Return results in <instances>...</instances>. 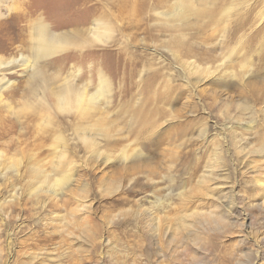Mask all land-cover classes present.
Listing matches in <instances>:
<instances>
[{"label":"rangeland","instance_id":"obj_1","mask_svg":"<svg viewBox=\"0 0 264 264\" xmlns=\"http://www.w3.org/2000/svg\"><path fill=\"white\" fill-rule=\"evenodd\" d=\"M2 12L0 55H28L29 17L92 28L93 46L49 62L78 70L80 85L101 68L109 88L87 115L55 110L53 125L19 131L28 76L6 75L0 264H264V60L250 55L242 76L247 54L227 49L236 17L237 35L264 36V0H18ZM17 86L20 104L7 96ZM54 127L69 147L57 169L71 176L55 190Z\"/></svg>","mask_w":264,"mask_h":264},{"label":"bare ground","instance_id":"obj_2","mask_svg":"<svg viewBox=\"0 0 264 264\" xmlns=\"http://www.w3.org/2000/svg\"><path fill=\"white\" fill-rule=\"evenodd\" d=\"M17 4L18 0H0V18L5 15L4 12H2V8L9 12L12 10H16ZM26 21V24L23 25L22 34L19 35L21 36V40L19 41V48L20 50L26 49L28 55H24L22 53H18L19 55L16 56L14 54L5 55L6 52L3 55H0V96L2 91L8 89L12 83V81H9L6 75L14 71L21 70L28 76L25 92L22 93L23 99L26 96L28 97L25 98V100H22L23 104L25 106H28L30 111L26 113V115H24L22 119L15 121L14 124H17V126H19L17 130L20 129L19 131H24L25 128L28 129L30 126L35 131L36 127L39 128L41 125L43 126V124L47 123L49 125H53L54 121H57L56 111L68 114L70 109L75 108L84 112L83 115H87L85 114V112L92 108H95L96 104L100 103V100H103V103H106V96L108 93L109 85L101 68H95V70L93 71L97 79V82L95 84L91 85L90 82H85V84L80 85L75 82V78L74 76H72L75 75V72H78V70H71V68L66 69V65H63V62H58L54 64V66L52 65V62H49L51 56L66 51L69 48L82 50L84 48L93 46L94 44L92 43V39L88 38L92 28L88 29L85 27H80L77 28L78 30L62 29L56 31V27H60L62 25L66 26L70 23L71 20L65 19L61 21V23H55L53 26L36 17H29ZM233 24V31L228 36L224 32V30L223 32H221L222 30L219 31L221 33L218 44L223 45V43H225V40H227L225 39L226 35L231 41L230 45L227 47V49H231V53H233V51H236V48L239 46L241 48V52L244 51L247 54L243 58L242 62L238 64V68L240 69L242 76H244L249 73L250 69L252 68L251 64L253 63V60L250 55L257 57L258 60H264V36L260 33V30H257L253 35H251L252 37L250 38L249 35H244L243 37L239 36L237 35L238 33H236V29L241 26L239 17H236L235 21H233ZM103 25L104 22L101 19V21L94 23L93 28L97 30V28L99 29V27L102 28ZM94 35L97 38L98 36H101L100 34L98 35L95 33ZM250 52L251 54H249ZM222 64L223 62L221 63V65ZM47 65L51 66V68L54 67V71L48 72V70L46 69ZM64 72L69 74L71 77H64ZM91 88L93 90H90ZM127 91L131 92L129 88H127L126 92ZM19 95L20 87L17 86L14 89H11L7 96L8 98L10 97L15 100H21L19 98H16V96L19 97ZM18 100H16L14 103H16ZM9 101L7 103V101L4 100L5 105L8 109V105L11 102ZM17 103L20 104L19 101ZM127 103L128 102L125 101V105ZM133 113L135 114L136 111H133ZM65 123L71 124V122L67 120L65 121ZM3 129L6 130L0 131V139L2 140L8 136V133H10L9 129ZM39 130H36V133ZM51 131V135L47 137H49V139H51L54 143L53 145L51 144L53 146L52 157L56 160H53L51 162L53 171L52 174L55 175V177L51 181L52 183L50 184V187L55 190L57 188L60 189L62 186L66 185L71 176L70 172L59 173V169H57V165L59 164L57 160L63 159L69 149L68 140L60 132V128L54 127L51 128ZM89 138L90 137L86 135V132H82L78 135V139L87 146L90 141ZM55 142L59 143L60 146L58 147H60V149L57 148ZM122 155L123 158H126L127 155L125 150L123 151ZM43 176L47 180L51 176V174L47 173L43 174Z\"/></svg>","mask_w":264,"mask_h":264}]
</instances>
